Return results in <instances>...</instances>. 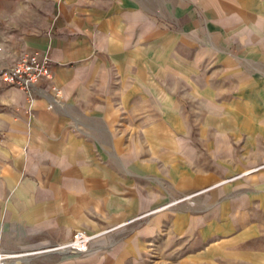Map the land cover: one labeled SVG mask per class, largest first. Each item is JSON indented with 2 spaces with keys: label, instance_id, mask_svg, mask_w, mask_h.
<instances>
[{
  "label": "crops",
  "instance_id": "obj_1",
  "mask_svg": "<svg viewBox=\"0 0 264 264\" xmlns=\"http://www.w3.org/2000/svg\"><path fill=\"white\" fill-rule=\"evenodd\" d=\"M25 9L19 24L7 26V47L46 55L65 98L48 109L36 96L32 114L22 110L10 123L0 247L40 249L83 229L98 233L86 253L39 252L26 264H264L262 244L252 242L257 229L238 218L230 225L228 202L205 215L162 211L142 226L102 232L159 201L150 179L164 175L172 131L187 120L173 91L189 80L208 113L247 107L264 136V0H27ZM210 62L217 63L213 99L203 90ZM157 74L175 77L174 85L156 82ZM208 137L216 152L226 148ZM182 170L180 187L190 188L196 182Z\"/></svg>",
  "mask_w": 264,
  "mask_h": 264
},
{
  "label": "rangeland",
  "instance_id": "obj_2",
  "mask_svg": "<svg viewBox=\"0 0 264 264\" xmlns=\"http://www.w3.org/2000/svg\"><path fill=\"white\" fill-rule=\"evenodd\" d=\"M26 4L27 0H0V71L9 65L19 53L10 51L7 47L6 39L10 30L7 26L17 25L21 19L26 17ZM198 12L200 14V11ZM169 27L166 26V28ZM231 49L228 47L225 49L226 55L230 53L234 56ZM216 65V62L205 63L203 69L204 78L207 80L203 90L209 91V98L212 99L210 94L212 72L213 70L217 71ZM159 76L162 75L153 76L156 82L162 84L169 82L174 85L175 77L171 76L168 81H161ZM110 77L114 86L120 85V77L116 72H113ZM216 80L221 81L219 77ZM133 82L134 80L127 78L124 84ZM191 86L192 83L189 80L186 87L182 85L180 89L173 91L185 106L187 120L182 122L180 129L177 128V133L172 131L175 148H171L170 162H166L172 166V179L169 178L167 164L164 168L166 169L164 175L157 173L155 178L150 179L155 184L156 193L160 197L159 201L152 207L122 221L120 225L107 227L102 232H109L125 225L142 226L152 216L162 211H171L173 214L189 212L205 215L216 206L228 202L231 206L229 215L233 216L229 220V224L237 225V222L234 223V219L238 218V223L243 221L245 227H255L257 233H254L253 236L258 234L259 239L252 238V242L261 243L264 248V136L259 129L261 123L248 120L253 115L248 113L247 107L245 110L247 113L230 114L228 109L232 106L229 105L223 106L224 108H221L215 115L208 113L207 109L201 105V91L199 89L196 91ZM36 90L37 88L33 91L34 100L36 96L44 98L48 109L64 106L65 97L61 87L53 82V72L51 79L40 83ZM54 90L58 91V94ZM222 92L228 91L224 88ZM51 96L55 97V102L52 104L48 99ZM204 99L206 100V98ZM207 100L210 99L207 98ZM33 105L34 103L29 106L18 89L6 85L0 80V173L2 172V163L13 159L8 136L10 123L14 125L15 122H19L22 110L31 115ZM211 114L216 119L215 125L212 126L209 122ZM173 129H175V125H173ZM262 133L264 134V131ZM208 134H213L218 139H224L226 148L217 152L216 149H212L213 139L208 137ZM179 144L184 146L183 149L177 148ZM108 156L114 158L113 152L109 151ZM156 160L160 161L158 158ZM182 169L185 170V174L187 173V179L196 182L190 188L180 187L178 178L181 174L180 170L183 173ZM3 192L4 183L0 178V194ZM242 212H244L243 220L239 218ZM64 242L40 249L36 246L18 251H9L0 247V254L3 256L2 261L5 264H14L18 260H21L20 264H26L27 259L34 257L39 252L63 253L55 248ZM9 254L18 256L9 257Z\"/></svg>",
  "mask_w": 264,
  "mask_h": 264
},
{
  "label": "built area",
  "instance_id": "obj_3",
  "mask_svg": "<svg viewBox=\"0 0 264 264\" xmlns=\"http://www.w3.org/2000/svg\"><path fill=\"white\" fill-rule=\"evenodd\" d=\"M51 76L52 67L49 58L38 50L19 52L10 64L0 71V80L6 85L18 89L29 106L34 103V89L43 81L50 80ZM54 91L58 94V91ZM48 99L51 104L55 102L53 96ZM97 235L78 229L72 233L69 240L57 245L55 249L70 255L86 253L90 243ZM8 256L17 257L18 255L9 254ZM2 257L0 254V264H5Z\"/></svg>",
  "mask_w": 264,
  "mask_h": 264
}]
</instances>
